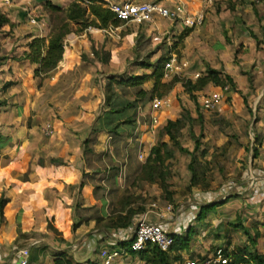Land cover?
Here are the masks:
<instances>
[{
    "label": "rangeland",
    "instance_id": "obj_1",
    "mask_svg": "<svg viewBox=\"0 0 264 264\" xmlns=\"http://www.w3.org/2000/svg\"><path fill=\"white\" fill-rule=\"evenodd\" d=\"M54 1L15 0L6 7L0 1V17L9 21L8 25L0 26L1 49L12 44L15 49L26 47L25 51H27L30 35L38 31L42 24L47 27L49 34L52 27L55 28L66 22L65 10L55 11L47 6V2H50L60 9L66 8L57 5L63 0ZM168 3L170 2H165ZM198 5L200 7V4ZM79 6L85 11L88 10L87 2ZM202 9L206 15L205 21L200 27L191 28L187 36H183L186 28L177 22L162 19L156 20L152 25L140 27L122 23L114 26L109 23L107 27L101 28L108 30L107 33H95L96 36L92 38L88 36L92 46L96 43L99 52L97 54L103 62L101 77L111 75L107 81L101 83L104 98L101 109L104 111L111 108L115 112L108 114L102 112L99 121L101 129L93 131L90 137L92 145L97 144L99 139L98 147L87 149L86 155L87 163L92 159L95 161L99 175V186H96V190L100 191L102 197L107 200L108 215L105 216L104 226H111L120 221V217L126 213L133 215L134 222L150 209L152 203H157L160 209L171 204L174 207L173 216H169L171 219L178 214L182 218L186 216L184 222L179 217L181 222L178 225L180 227L178 233H184L192 224L197 228L195 236L199 240L198 245L202 243L205 248H209L208 253L211 254L217 246L210 244L217 241L218 237L226 239L224 230L227 227L232 229L234 225L237 229L234 239L239 245L248 242L246 230L251 238H255L254 227H259V233L264 240V187L259 186L256 190L254 186L252 190L249 186L245 193L238 194L240 182L247 178L244 176V171L255 169L251 152L244 151L253 140V132L252 122L246 125L245 118L240 116L242 112L239 107L242 101L239 93L255 95L251 107L254 114L257 110L256 115L264 127V51L253 54L249 50L251 45L252 48L255 46L251 37L253 35L261 37L259 25L256 23L261 12L255 9V6L240 3L215 4ZM27 15L35 17L36 25L32 26L28 23ZM87 18L88 22L93 20L90 16ZM72 27L83 28L81 25H72ZM93 28L98 29L91 25L87 30ZM171 55H176L179 60L188 63V68L179 77L163 80L161 76L160 82L156 85L151 78L140 87L121 84L128 77L152 73L156 65L162 67ZM162 59L165 60L158 63ZM143 63L153 66L146 70ZM207 67L240 77L234 83L235 89L228 85L229 92L214 111H204L200 108V99L214 92L213 84H208L193 94V97H190L185 89L188 81H196L197 78L194 79L192 76L203 75ZM140 89L142 93H138ZM154 99L163 100L166 105L161 110L152 112L151 104ZM187 117L193 120L194 132L202 134V137H199L201 143L209 145L208 152L203 157L198 152L195 154V159H192L191 156L179 152L165 133L167 122L170 120L175 124L172 130L174 137L182 147L192 149L194 145L192 129L190 130ZM153 118L156 124H153ZM144 127L148 130H144ZM227 141L231 144L226 151L215 149L214 143ZM163 143L167 144L174 155L163 164L157 161L156 171H162L166 175L165 183L161 186L146 180L147 153L144 149L160 147L164 151ZM240 144L244 145V148L240 149ZM255 163L260 168L258 161ZM259 175L264 176V174ZM231 181H234L235 186H232L234 183L231 184ZM255 183L257 182L255 181L254 185ZM250 184L251 181L247 186ZM224 200H228L226 206L218 209L213 207L211 211L215 215L208 223L197 224L191 218L192 215L194 216L195 205L200 207L205 203L214 204ZM243 205L251 210L247 211ZM254 207L259 208V211L254 212ZM190 213L191 215L188 216ZM98 215L99 212L93 209L85 212V217L95 219V225H99L103 220ZM238 223L241 224L239 228ZM130 231L131 227L121 229L122 233ZM189 237L192 239L194 233ZM26 248L27 245H23L13 253L19 255V251L27 250L29 255V249ZM75 248L76 246L71 247L70 251L73 252ZM40 249L44 250L45 247ZM36 250L38 253L41 251ZM261 250L264 251V248ZM46 254L49 259L46 261L44 259V263L53 264L49 249ZM92 254L93 257H97V252L94 250ZM135 256L136 254L134 257L127 255L116 264H146ZM79 257L84 262L91 261L85 260V255ZM92 262L101 264L97 258Z\"/></svg>",
    "mask_w": 264,
    "mask_h": 264
},
{
    "label": "crops",
    "instance_id": "obj_2",
    "mask_svg": "<svg viewBox=\"0 0 264 264\" xmlns=\"http://www.w3.org/2000/svg\"><path fill=\"white\" fill-rule=\"evenodd\" d=\"M72 1H59L57 5L65 8ZM184 3L193 12L203 13L202 8L206 7L200 0H184ZM228 4L237 3L223 5ZM255 9L261 12L256 23L262 38L251 34L255 46L252 48L251 45L249 50L253 54L264 51V44L257 46L255 40L264 38V1ZM46 28L42 24L31 36L47 37ZM107 31L84 29L68 37L64 43L62 60L46 76H34L37 65L22 59L26 47L15 49L12 44H8L5 49H1L0 55L4 60L0 65V89L5 88L0 92V101L4 102L0 107V264H17L19 258L13 252L23 245L29 249V264H45L44 259H49L46 254L48 249L52 261V254L67 250L76 262L83 263L79 255H85V260H99L98 249L101 245H118L124 241L122 228L104 226L105 216L108 215L107 200L96 190L99 175L94 159L87 163L86 155L87 149L98 147L99 139L97 144L92 145L90 137L93 131L101 129L99 121L102 112H112L111 108L101 109L104 99L101 83L111 75L101 77L103 62L100 56L93 53L98 52L96 43L92 46L88 40V36L92 38ZM226 74L234 83L240 78L231 73ZM239 96L240 99L245 97L250 107L256 98L255 95L242 93ZM256 114L252 109L253 140L249 146L252 147L254 137L258 136L262 143L260 154L252 158L255 169L244 171L247 178L240 182L238 194L245 193L249 186L252 190L264 187V176L259 175L264 174V127ZM48 127L51 134L45 132ZM144 130L148 128L144 127ZM239 147L242 149L244 145L240 144ZM256 161L260 168L256 166ZM250 181L252 184L247 186ZM255 181L257 183L254 185ZM243 206L247 211L251 210ZM91 209L98 211V217L103 219L99 225H95V219L85 217V212ZM253 211L258 212L259 208L254 207ZM214 215L211 213L204 221L196 223L206 224ZM254 228L255 238H251L246 230L248 242L244 245H239L234 239L237 230L230 233L233 240L228 247L229 256L235 245L246 246L249 251L264 255L261 250L264 248L262 234L259 233V227ZM185 232L180 234L185 235ZM195 234L188 248L180 253L183 264L187 258L210 254L209 248H205L202 243L198 245ZM226 240L218 237L212 245L209 243L210 246H217L212 251L224 247ZM73 246L77 249L71 252ZM43 247L45 249L41 250ZM36 249L41 251L38 253ZM92 250L97 252V257H93Z\"/></svg>",
    "mask_w": 264,
    "mask_h": 264
},
{
    "label": "trees",
    "instance_id": "obj_3",
    "mask_svg": "<svg viewBox=\"0 0 264 264\" xmlns=\"http://www.w3.org/2000/svg\"><path fill=\"white\" fill-rule=\"evenodd\" d=\"M85 2L88 3V12L82 9L79 5L84 4ZM47 6H50L55 11L65 10L66 13V22L58 25L55 28H51L50 32L47 37H35L31 36L30 41L27 43V51L23 53V60H28L32 64H36L37 68L34 70V76H46L47 74L51 73L57 66V64L62 60L64 54V43L68 37L72 35H77L84 29H87L89 26H93L95 28L101 29L105 28L112 23L114 26H118L120 22L116 20L113 14L108 10L101 6L100 0H73L65 9H60V7H56L51 5L50 2H47ZM88 13V14H87ZM88 16L92 17L93 20L88 22ZM9 21L4 18L0 17V26L8 25ZM72 25L76 26H83V28L73 29ZM191 28L185 29V33L183 36H187L191 32ZM257 46L260 44H264V38L262 40L255 39ZM1 53V47H0ZM94 54H97V51H93ZM4 58L0 55V65ZM165 59L159 60V62L164 61ZM145 69L148 70L153 65L148 63H143ZM162 67L158 65L155 66L152 73H143L141 75H136L132 77L126 78L123 80L121 84H127L128 86L132 87H140L148 81L149 79H154V84H158L160 82V78L162 76V71H160ZM221 71L213 70L209 67L206 68L205 73L203 75H199L196 81H188L186 83V92L190 97H193V94L202 90L208 84H213L215 86L214 91L219 90L226 84H230L234 89L235 85L232 78L224 74ZM223 75V76H222ZM223 77V79H222ZM6 87L8 85H5ZM5 87L0 89V92L4 90ZM138 93H142L140 89ZM242 104L239 107L241 110V115L244 120L246 121V125H249L252 121V108L249 106L248 101L245 97L241 99ZM4 105L3 101H0V107ZM115 112V111H112ZM187 121L190 125L191 134L193 137V147L192 149L184 148L178 142V140L174 137L172 130L175 128V124L168 120L165 133L169 137V140L174 143L177 150L179 152L191 156L192 159H195V154L200 153L201 157L205 156L208 152L209 145L201 143L199 137H202L201 133L196 134L193 130V120L190 117H187ZM129 122V121H127ZM115 128V127H114ZM231 142H216L214 143V147L220 151H226L229 147L228 145ZM262 143L259 141L258 136L254 137V142L252 147L250 146L245 148V151L248 153L250 150L252 151V158L255 159L260 154V147ZM164 151L161 150L160 147H152L150 150L144 149V152L147 153L145 167L147 168L145 172L146 180L152 184H159L161 186L165 183V174L162 171H156L157 161L160 164H163L166 160L171 159L173 157V151H170L167 147L166 143L162 144ZM243 147V146H242ZM163 152V154H162ZM216 159V157H214ZM192 170V169H190ZM194 176V175H193ZM193 180V179H192ZM228 200H224L222 202L217 203H210V204H203L199 207L198 213L194 219L195 222H202L204 221L209 214L212 213V209L223 206L226 204ZM133 224V215L131 213H126L123 217H120V221L118 220L116 223L112 224L108 227H117V228H128L131 227ZM237 227H241V224L238 223ZM235 225L232 229L228 228L225 230L227 235V240L224 247L215 249H221L223 256H227L230 259L228 264H264V255L253 253L249 251V249L244 246L235 245L234 251L228 255V247L230 246L233 237L230 235L232 231H236ZM195 229L192 225H190L183 234H172L173 244L167 251H161L155 246L147 245L145 249L139 252H132L131 250H127V255L133 256L136 254L140 261L145 262L146 264H181L180 253L185 251L191 239L189 235L191 233L195 234ZM105 245V244H104ZM130 243L128 241H123L114 247H129ZM101 247H99L100 249ZM98 249V255H99ZM214 251V252H215ZM135 256V257H136ZM201 258V257H199ZM53 264H95L92 261H86L83 263L76 262L73 257L69 254L67 250L59 251L54 253L53 255ZM29 264V261H28Z\"/></svg>",
    "mask_w": 264,
    "mask_h": 264
},
{
    "label": "built area",
    "instance_id": "obj_4",
    "mask_svg": "<svg viewBox=\"0 0 264 264\" xmlns=\"http://www.w3.org/2000/svg\"><path fill=\"white\" fill-rule=\"evenodd\" d=\"M3 5L10 6L15 0H0ZM169 1L170 3L165 4ZM264 0H200L204 6L215 4L240 3L242 5L258 6ZM103 8L108 9L123 25H132L135 27L152 25L156 20H168L177 22L183 28L200 27L204 20V13L201 11L193 12L189 9L184 0H100ZM28 23L36 25L35 17L27 15ZM188 68V63L179 60L176 55H171L162 65V79L169 80L172 77H179ZM199 74L192 78L196 79ZM229 92L228 84L224 85L217 91L210 93L207 97L200 99V108L204 111H214L218 109ZM166 103L163 100L154 99L151 104V111L157 112L164 107ZM153 124L156 120L153 118ZM47 134H51L50 127L46 128ZM142 157V155L140 156ZM195 213H198L199 205H195ZM174 207L171 204L165 205L160 209L157 203H152L150 209L142 216L136 218L132 224L131 231L125 232L123 239L130 243L129 247H114L117 244H105L99 249L98 258L101 264H116L119 260L127 256V250L139 252L146 248L147 245L155 246L161 251H167L173 244L172 234L178 233L179 222L186 220L180 214L171 219ZM180 215V216H179ZM191 213L188 215L190 216ZM181 220H180V218ZM155 218V220H152ZM188 219V217H187ZM190 219V217H189ZM170 228V229H169ZM17 264H28V251H19ZM229 257L223 256L221 249L201 257L187 258L184 264H228Z\"/></svg>",
    "mask_w": 264,
    "mask_h": 264
}]
</instances>
